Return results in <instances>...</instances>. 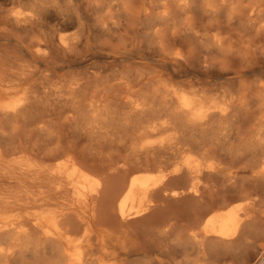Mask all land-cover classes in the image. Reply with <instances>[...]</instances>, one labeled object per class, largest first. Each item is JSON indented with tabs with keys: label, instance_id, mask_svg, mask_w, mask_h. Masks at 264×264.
I'll return each instance as SVG.
<instances>
[{
	"label": "bare ground",
	"instance_id": "bare-ground-1",
	"mask_svg": "<svg viewBox=\"0 0 264 264\" xmlns=\"http://www.w3.org/2000/svg\"><path fill=\"white\" fill-rule=\"evenodd\" d=\"M50 98L93 163L0 150V264H264L252 192L186 220L232 164L264 189V0H0V120Z\"/></svg>",
	"mask_w": 264,
	"mask_h": 264
},
{
	"label": "rangeland",
	"instance_id": "rangeland-1",
	"mask_svg": "<svg viewBox=\"0 0 264 264\" xmlns=\"http://www.w3.org/2000/svg\"><path fill=\"white\" fill-rule=\"evenodd\" d=\"M79 69H80V66H74L73 68H69V70H67V71L74 72V71H79ZM207 80H208V82L206 84V86H207L206 88H209L212 92H217V93L220 92L221 90L227 88V86L231 85V83H232V82L227 81V79L225 77H222V76L217 77V75H214V73L211 74L210 78H208ZM48 101H49L47 103L48 105L45 103V101H44L45 104L44 103L39 104L36 107L35 111L33 110V112L30 113L31 115L27 114V115H24L23 117H20L18 120H16V124L12 120H6V121L0 120V124H1L0 125V134H1L0 137H2V138H0V150L2 149V151L10 152V151L16 149V147L19 148V146H20V147L30 149L34 153H36L40 156H49L54 151H57L58 149L60 150V148H62V146L63 147L67 146V147L72 148L78 154L79 158H81L83 161H85L86 164L91 165L93 163L91 156L94 153V149L91 148L90 141L83 134L84 130L82 127V123L80 121H76V122L67 121V118H68L67 116H71L70 114H72V116H74V114L72 113V111L67 109V106L65 104H63V106H62V104H61L62 102H60V101L54 102L55 99L53 101L51 98ZM51 102H52V104H51ZM60 104H61V106H60ZM44 105H47L46 106L47 108H45ZM57 106L58 107L60 106V107L58 108ZM36 111L38 114H36ZM32 113H33V115H32ZM23 118H24V120H22ZM46 128H47V130H46ZM2 135H4V136H2ZM7 139H9V141ZM56 142H57V144H56ZM46 147H49V149ZM89 148H91V149H89ZM82 149H84V151L81 152ZM83 156L85 159L83 158ZM88 161H90L91 163ZM228 165L231 166V164L227 163V166ZM232 165L233 166H231V168H229V172H231V173L236 172L237 173L236 176H234L233 178H230V179H228L225 176L224 177H222V176L214 177V181H212L210 183L212 186L211 190L209 193H206L207 197L204 198L206 200L203 199L202 203H201V201H199V204H197L198 202H190V203L188 202L187 203V205H191L192 203L195 204V207L187 215L186 220L188 222H191V221L193 222L195 220V218H197V216L207 206H209V204H211V203H214L216 205L222 204L226 200H229L232 197H236V196L240 195L242 192H247V193L252 192V193H250L251 198L253 197L252 199H255L258 202L259 207L260 206L264 207V199H263L264 198V189L263 188L260 189V185L257 182H254V180L251 178L249 173H245L242 170H241L242 172L237 171V170L241 169V167H242L241 164H236V165L232 164ZM237 165L239 166L240 169H237L238 168ZM234 169H235V171H234ZM238 172H239V174H238ZM242 174L245 176H241ZM237 177L240 178V180ZM240 181L245 182L244 185L242 183H240ZM233 182H234L235 187L233 185ZM229 185H232V186H229ZM254 185H256L255 188H252ZM244 186L246 188H244ZM234 188H235V190H234ZM253 189L255 190V192ZM256 190H258V191H256ZM239 191H241V193ZM237 192L239 194H237ZM257 192L259 194H257ZM208 194H211V195H208ZM236 203H240L241 205H243V203H245V201L244 200H237ZM218 258L220 259L219 262H217ZM221 261H222L221 255H214V264H218V263L223 264L224 262L223 261L221 262ZM235 263L241 264L243 262L239 261V262H235Z\"/></svg>",
	"mask_w": 264,
	"mask_h": 264
}]
</instances>
